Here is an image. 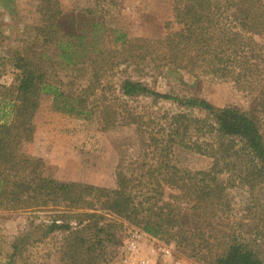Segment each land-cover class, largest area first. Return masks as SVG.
I'll return each mask as SVG.
<instances>
[{
  "label": "trees",
  "instance_id": "obj_1",
  "mask_svg": "<svg viewBox=\"0 0 264 264\" xmlns=\"http://www.w3.org/2000/svg\"><path fill=\"white\" fill-rule=\"evenodd\" d=\"M1 1L9 9L16 0ZM36 8L38 24L11 58L17 76L12 122L0 125V211L63 233L60 264H108L123 248L125 225L198 261L264 264V0H172L176 29L150 40L111 27L91 7L37 0ZM78 67L88 68L86 87L64 91L56 76ZM183 73L231 83L248 108L152 86ZM43 98L70 116L97 112L103 131L132 128L133 157L118 153L114 188L53 179L43 161L21 151ZM141 98L176 111L150 128V117L127 106ZM179 150L209 158V168H180ZM234 189L247 195L244 216L232 209Z\"/></svg>",
  "mask_w": 264,
  "mask_h": 264
},
{
  "label": "rangeland",
  "instance_id": "obj_2",
  "mask_svg": "<svg viewBox=\"0 0 264 264\" xmlns=\"http://www.w3.org/2000/svg\"><path fill=\"white\" fill-rule=\"evenodd\" d=\"M60 1L64 10L96 9L98 17L133 38L161 39L167 26L176 29L172 23V0ZM36 7L37 0H16L5 9L0 0V125L11 123L13 119L17 71L11 58L14 52L22 49L27 27L38 24ZM87 71V67H78L73 71H61L56 77L64 91L79 94L86 87ZM117 83V79H113V84ZM152 86L160 93L197 96L219 108L232 105L245 110L249 106L245 95L231 83L208 79L195 81L185 73L176 80L172 76L160 77ZM112 94L118 97L116 91ZM127 106L150 117L154 121L149 124L150 128L157 125L154 129H158V118L176 111L172 103H153L143 98L129 100ZM32 124L31 139L21 146V151L43 161L44 174L56 180L114 188L118 153L124 151L127 158L133 157L132 145L136 136L132 128L119 126L115 130L103 131L97 112L88 117L70 116L55 111L50 99L43 98ZM175 162L190 171L205 170L211 164L207 157L182 150L177 151ZM229 199L232 209L244 216L247 207L245 190H230ZM42 221H31L28 215L20 212L0 211V264H60L59 250L64 234L48 232L46 222ZM124 229L123 248L109 256L108 264H209L187 257L172 243L144 235L138 240L137 251L129 252L125 249L126 243L137 230L127 225ZM13 247H17L16 253ZM163 247H170L168 255L162 252Z\"/></svg>",
  "mask_w": 264,
  "mask_h": 264
},
{
  "label": "built area",
  "instance_id": "obj_3",
  "mask_svg": "<svg viewBox=\"0 0 264 264\" xmlns=\"http://www.w3.org/2000/svg\"><path fill=\"white\" fill-rule=\"evenodd\" d=\"M141 236H143L141 233L137 231L133 232L130 240L126 243L125 249L129 252L137 251V243H138V240L141 238ZM169 248L170 247H163L162 252L168 255L170 251Z\"/></svg>",
  "mask_w": 264,
  "mask_h": 264
}]
</instances>
